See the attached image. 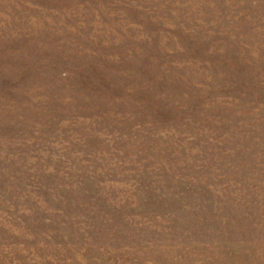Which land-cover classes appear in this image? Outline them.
<instances>
[{
	"label": "rangeland",
	"instance_id": "374dc122",
	"mask_svg": "<svg viewBox=\"0 0 264 264\" xmlns=\"http://www.w3.org/2000/svg\"><path fill=\"white\" fill-rule=\"evenodd\" d=\"M0 264H264V0H0Z\"/></svg>",
	"mask_w": 264,
	"mask_h": 264
}]
</instances>
